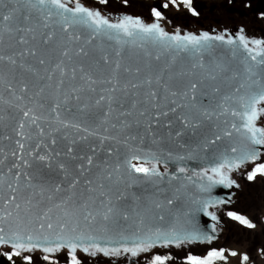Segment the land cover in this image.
I'll list each match as a JSON object with an SVG mask.
<instances>
[{"label": "snow or ice", "instance_id": "6c2138e0", "mask_svg": "<svg viewBox=\"0 0 264 264\" xmlns=\"http://www.w3.org/2000/svg\"><path fill=\"white\" fill-rule=\"evenodd\" d=\"M170 6L200 15L193 0H168L152 9V23L131 16L111 23L80 0L74 7L64 0H0V126L4 113L15 111L17 136L32 140L25 128L36 129L29 159L18 139L19 154L10 153L18 162L0 171V257L10 264H34L38 250L50 264H58L51 254L61 250H68L70 264H83L78 250L138 257L158 245L213 239L195 229L164 227L175 219L180 189L172 190V198H153L165 192L159 187L164 154L153 145L189 149L187 157L174 158L181 162L193 158L192 145L211 148L213 166L194 173L206 178L202 192L215 185L239 187L230 174L248 164L249 181L264 177V151L258 147L264 146V127L257 125L264 116V40L249 41L242 29L227 39L226 33L207 31L169 34L160 21L161 9ZM229 115L239 118V126L221 119ZM233 132L239 139L217 155V142L231 141ZM166 155L173 159L171 151ZM7 159L4 155L0 166ZM178 179L174 175L168 183ZM134 186L139 195L129 191ZM226 203L202 200L196 211L217 220L208 208ZM227 216L255 227L235 211ZM229 254L239 255L240 264L250 259ZM226 259L223 249L187 257L188 264ZM169 260L170 255L154 254L150 264Z\"/></svg>", "mask_w": 264, "mask_h": 264}, {"label": "water", "instance_id": "95a60500", "mask_svg": "<svg viewBox=\"0 0 264 264\" xmlns=\"http://www.w3.org/2000/svg\"><path fill=\"white\" fill-rule=\"evenodd\" d=\"M65 3L69 7H74L75 6V0H64ZM80 2L93 10H98L100 11L101 15L106 17L111 23H116L118 22L121 18L124 16H131L133 18H140L142 19L145 23H152L155 20H152L151 18L145 16L143 13L140 11H137L136 9L128 6H124L121 8H110L104 5H99V4H93L91 2H84L80 0ZM161 23V27L164 28L166 32L169 34H174L177 31L180 32L181 35L186 34V33H193V34H200L203 33L202 31L206 29L205 27L199 28L197 30L191 31V30H175L169 28L166 24L163 22ZM233 28V26H232ZM232 28L226 30V39L231 36L232 38H235L241 34V31L238 29L231 30ZM77 32L82 31L81 29L77 28ZM209 32L210 35H216V34H225L224 32L221 31H215L211 29L205 30ZM243 35H245L246 39L249 41L251 40H264V34H252V36L248 37L247 33L244 34L243 30ZM109 43L111 46L114 48L116 47L114 42H106L105 47H108ZM218 43V42H217ZM227 46H225L226 48ZM249 47H254V45H249ZM154 53L157 51V49L152 48L151 49ZM242 51V50H241ZM238 63V61L236 62ZM0 92H3V88L0 87ZM5 98H8L7 92H4ZM5 108L7 107L6 105L4 106ZM5 115V121H4V126H0V148L3 149V153H0V159H3L4 155H8V159L4 161V164L0 166V171L2 172H7L8 167L11 166L13 162H18L17 158H14L10 155L12 151H17L19 154V147L16 145L15 141L20 140L21 143H24L25 145V152L24 156L25 159H29L28 153L33 151V145L36 143L35 139V133L36 129L33 127L31 129L25 128L26 133H30L33 136L32 140H25L19 136L16 135L14 131H12L13 128L17 126L18 120H19V114L13 111L11 114L9 113H4ZM15 116L16 118L13 119L12 117ZM51 119V117H49ZM222 120H227L230 123H237V126H239V118L238 117H232V116H225L221 118ZM42 125L45 127L46 132L50 131L48 128V125L46 122H42ZM257 125L259 127H264V116H261L260 119L257 121ZM221 127H224L222 124ZM5 136H11L12 139H3ZM239 139V134L233 132V138L231 141H229L227 138L218 141L217 142V148L218 152H223L224 149L230 144V143H235ZM181 143L183 141H180ZM44 143L47 144L48 140L45 137ZM145 143L147 144L148 141L146 139ZM49 148L57 147V146H52L48 145ZM261 151H264V146H258ZM192 149L195 151L192 152L193 158L192 159H185L184 161H176L174 158L176 156H184L187 157L190 154L189 149H181L177 148L174 143H159L157 145L152 146L153 151H157L158 149L160 152H162L164 155L162 156L159 168L160 171L165 173L164 176V182L159 185L160 188H164L165 192L163 195L157 193V195L153 198H158L159 200H164L165 196L168 198H172L173 189L179 188L180 191L175 193V196L178 198L175 202V205L172 207V213L175 216V219L172 220L169 224L164 225V227H169V226H175L178 229H186L188 231L192 230H198L208 236L214 237L210 241L206 240H198V241H193V242H185L180 244L179 246L173 244L168 247L167 249H171L175 251L176 249H184L181 251H195V250H201L203 248V244H212L213 242L216 243L220 238L222 237L221 234H225L223 232V225L221 224V220H213L211 216L207 215L206 212H201V211H196V209L199 208L200 204L199 202L202 200H208V199H219V200H225L228 201V203L223 204V205H211L208 208V211L214 212L215 209L217 208H227L232 209V204H236L238 202L237 196L236 195V186H233L231 188H228L224 185H215L210 192H202L200 190V184L201 183H206V178L205 180H201L200 177L195 176L194 173L196 172H201L204 168H211L213 165L211 161L208 158V153L212 151L211 148L208 149H203L201 150L200 148L196 147L195 145L191 146ZM171 151L173 159H168L167 158V153ZM43 154V153H42ZM111 162H115L114 160ZM134 163H141L140 161H134ZM251 164L246 165L243 168L248 167V169L251 168ZM180 167H184L187 169L185 173H180L178 169ZM240 169V170H241ZM240 170L233 171L230 175L231 178H233V174H239ZM15 171V170H14ZM248 171V170H247ZM177 176L179 179L178 180H171V184L168 183L170 178L172 176ZM209 175H212V173L209 171ZM191 176L192 179L189 181L187 178ZM243 176V174H241ZM235 180V179H234ZM236 181V180H235ZM123 185H121V188L123 189ZM131 192H136L137 195L140 194L139 190L134 186L131 189H129ZM149 191H153V189L149 188ZM238 192V190H237ZM237 201V202H236ZM231 206V207H230ZM215 213V212H214ZM216 214V213H215ZM38 227V226H37ZM225 227V225H224ZM91 235H99V233H89ZM125 235H130V232H125ZM223 238H221L222 240ZM102 245L105 243L104 241L101 242ZM114 246V245H113ZM162 246H157L155 248H161ZM154 249V248H153ZM151 249V250H153ZM165 249V248H163ZM66 251L68 250H61L60 252L53 253L51 254L55 259H57L60 262H65L66 260ZM42 252V251H37ZM151 251L147 253H141L138 257H131L130 254L128 255H123L120 257H108L105 256V260L102 261L99 256L103 254H97L96 256H91L89 254H86L82 251L78 250V256L82 258L83 264H93L94 261H97L98 264H145L144 263V258L145 255L150 256ZM43 253V252H42ZM84 254L91 256L86 257ZM34 256H37V254L33 253ZM104 256V255H103ZM68 257V256H67ZM0 264H10V262H7L5 257H0Z\"/></svg>", "mask_w": 264, "mask_h": 264}, {"label": "flooded vegetation", "instance_id": "af4514ba", "mask_svg": "<svg viewBox=\"0 0 264 264\" xmlns=\"http://www.w3.org/2000/svg\"><path fill=\"white\" fill-rule=\"evenodd\" d=\"M85 2L97 3L100 5L108 6L110 8L128 6L132 7L145 16L155 20V17L152 15V9L158 7L160 3H167L168 0H108L106 4L99 3V0H82ZM248 5V7H245ZM193 7L200 13L199 16L193 15L190 11L181 7L179 9L169 7L168 9H161L164 12V19L160 22H163L171 29L177 30H197L199 28L205 27L206 29H211L215 31L226 32V30L232 28L231 30L238 29L244 30V34L247 33V36L250 37L252 34H264V0H193ZM255 33H254V32ZM256 183L260 184V188L264 190V177L258 176L256 180L249 181L247 176L243 179V187L241 185V195L239 202L232 206L234 208L231 211L237 212L239 215L246 216L253 224L254 228H248L246 225H242L239 221L233 220L226 214H223V218L226 221L227 228H229V236L223 240V243L216 245L215 249H201L195 251H181L184 249L167 250L163 252H158L157 254H167L171 256L168 264H188L187 257L189 255L200 256L204 258L207 256V253L213 250L223 249L227 253L231 252V246L234 251L242 254H248L250 259L248 264H257L259 260L256 261V252L263 256L264 260V217L256 216L255 218L250 216L248 209L246 208H257L261 207V210L264 208V204L261 205V202L264 201V193H258L254 191L257 186ZM253 189V190H252ZM254 191V192H253ZM239 192V190H238ZM254 196V197H253ZM257 199V200H256ZM245 200H249L245 205ZM254 204H259L254 205ZM246 206V207H243ZM258 209V208H257ZM257 209L255 211H257ZM256 212L255 214H257ZM260 227V228H259ZM251 235L253 239H250ZM233 244H247L248 249H240L239 246H233ZM165 250V249H163ZM172 251L173 253H168ZM263 253V254H262ZM154 254H151V257ZM150 257V259H151ZM239 264H240V256ZM261 260V261H263ZM233 262V260H232ZM64 262H62L63 264ZM34 264H50L49 261H44L42 258ZM217 264H226L221 261Z\"/></svg>", "mask_w": 264, "mask_h": 264}, {"label": "rangeland", "instance_id": "374dc122", "mask_svg": "<svg viewBox=\"0 0 264 264\" xmlns=\"http://www.w3.org/2000/svg\"><path fill=\"white\" fill-rule=\"evenodd\" d=\"M85 2V1H84ZM93 4H97V3H93ZM100 5V4H99ZM108 7V6H107ZM122 7H124V6H122ZM118 8H121V7H118ZM138 11V10H137ZM254 32V31H253ZM255 33V32H254ZM256 34V33H255ZM247 170H249L248 169V167H246V168H243V169H241L240 170V172H239V174H233V178L236 180V184H238L239 186L241 185V187H243V179L245 178V176H247ZM241 174H243V176H241ZM256 186H257V188H255L254 189V191H257L258 193H264V190L263 189H261L260 188V184L259 183H256L255 184ZM237 190H239V192H237ZM253 190V189H252ZM253 191V192H254ZM241 195V189L239 188V187H236V195L235 196H237V200H241V198H239V196ZM254 197V196H253ZM257 200V199H256ZM249 201V200H248ZM247 200H245V205H246V203L248 202ZM237 202V201H236ZM262 204H264V201H262L261 202V205ZM233 205H235V204H232V206ZM254 205H259V204H254ZM231 207V206H230ZM243 207H246V206H243ZM258 208V209H257ZM257 208H253V206L249 209V208H246V209H248V211H249V213H250V216L251 217H253V218H255L256 216H263L264 217V209L263 210H261V207L260 206H258ZM264 208V207H263ZM234 208H232V209H228V207L227 208H217V209H215L214 210V212L216 213V216L218 217V219L219 220H221V224H224L225 225V227H224V225H223V232H225V234H221V238H223V240L225 239V238H227V236H229V234H227V232H229V228H227V226L228 225H226L225 223H226V221H225V219L222 217L223 216V214H226L228 211H231V210H233ZM257 209V211H255ZM256 212H258L257 214H255ZM260 228V227H259ZM261 233V235H264V234H262V232H260ZM221 238H220V240H218L216 243H212V244H203V248L204 249H208V250H210V249H215L214 247H216V245H219V244H221V243H223V240H221ZM228 239V238H227ZM250 239H253V236L251 235V237H250ZM233 246H236V248H237V246H239V248L240 249H245V250H247L248 249V246H247V244H233ZM163 248H165V250H163ZM168 249L166 248V247H161V248H154L153 250H151V252L149 253L150 254V256H148V254H147V256L145 255V258H144V263L145 264H150V257H151V254H157L158 252H163V251H167ZM208 250H206L205 251V254H207L208 255ZM231 251H234L233 250V247L231 246ZM66 252H68V251H66ZM168 253H173L172 251H168ZM35 254H37V257L39 258L43 253L41 252H38V253H35ZM263 254V253H262ZM86 257H90L91 258V256H89V255H86V254H84ZM225 255H226V257H227V259L226 260H224V261H222L223 263H225L226 262V264H239V258H238V256H235V257H233V256H231L229 253H227L226 251H225ZM256 261L257 260H259V262H257V264H264V260H263V256H261L260 254H257V252H256ZM43 256V255H42ZM99 258H101V260L102 261H104L105 260V256H103V255H101V256H99ZM39 260V259H38ZM232 260H233V262H232ZM261 260H263V261H261ZM221 263V261L220 260H217L216 262H215V264H217V263ZM94 263L96 264L97 263V261H94ZM98 264V263H97Z\"/></svg>", "mask_w": 264, "mask_h": 264}, {"label": "bare ground", "instance_id": "6f19581e", "mask_svg": "<svg viewBox=\"0 0 264 264\" xmlns=\"http://www.w3.org/2000/svg\"><path fill=\"white\" fill-rule=\"evenodd\" d=\"M205 30H207V29H204L202 32H205Z\"/></svg>", "mask_w": 264, "mask_h": 264}]
</instances>
